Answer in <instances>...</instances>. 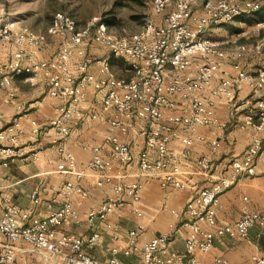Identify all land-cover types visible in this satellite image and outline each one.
I'll use <instances>...</instances> for the list:
<instances>
[{"label":"built area","instance_id":"2783aa9c","mask_svg":"<svg viewBox=\"0 0 264 264\" xmlns=\"http://www.w3.org/2000/svg\"><path fill=\"white\" fill-rule=\"evenodd\" d=\"M262 0H153L148 24L131 36L117 37L97 18L83 26L70 15L58 12L45 32H36L18 21L0 23V46L10 49L6 61H0V94L13 103L16 114L3 123L0 105V167H7L15 158L18 138L24 132L21 117L24 102H17L13 82L22 78L31 86L42 84L49 97L57 99L54 116L48 127L58 134L56 170L73 174L75 180L53 188L56 208L47 216H33V209H21L0 189V234L7 240L0 243V264H18L15 243L23 242L34 255L30 264H100L92 252L102 245L95 224L105 223L112 215L126 210L137 218L144 217L140 208L143 182L113 183L115 162L122 170L135 166L140 176L155 175L162 189L183 190L186 183L178 176L182 162L191 158L195 143H205L211 155L219 151L221 124L215 109L225 101L232 105L239 90L246 86L256 97L254 111L244 125L254 132H264V42L255 47L236 44L226 49L213 41L210 32L235 21L239 16L257 12ZM200 6V11L198 10ZM48 38H59L54 55L39 59L34 51L42 48ZM92 47L102 48L107 56L96 58ZM256 55L259 62L249 71L242 60ZM121 60L130 75L118 77L109 58ZM195 71L193 73V69ZM89 88L100 96L99 101L84 109ZM103 118L109 134L104 144L90 151L87 169L97 175L95 186L111 185L110 192L85 213L91 232L87 236L63 232L66 226H78L80 209L90 198L80 180L84 171H76L75 155L64 140L74 124ZM31 132L39 135L42 124L30 121ZM201 129L215 131L206 137ZM131 136H139L142 148L136 152ZM179 140L177 153L170 144ZM7 142L6 144H3ZM106 149V150H105ZM264 151V140L254 137L240 158L230 163L229 171L206 187L199 189L182 210L167 208L181 220L184 250L171 248L173 234H161L141 244L142 226L126 233L125 243L110 248L106 264H202L199 254L210 252L216 239L245 238L249 231L264 228V212L243 207L231 224L219 225L217 211L220 196L241 178L255 175V162ZM107 152V153H105ZM194 160L197 169L206 174L212 168V157ZM39 187L31 193V201H40ZM246 201V198H244ZM111 237L119 239V225L112 227ZM132 257L136 262L128 261ZM252 264H264V254H254ZM209 264H231L217 256Z\"/></svg>","mask_w":264,"mask_h":264},{"label":"crops","instance_id":"0c3cea01","mask_svg":"<svg viewBox=\"0 0 264 264\" xmlns=\"http://www.w3.org/2000/svg\"><path fill=\"white\" fill-rule=\"evenodd\" d=\"M59 42V38H48L46 44L34 53L39 59H49L54 55ZM10 49L12 48L0 46L1 62L6 61ZM90 53L101 59L107 56L106 51L102 48L92 47ZM116 62L123 64L119 71L124 72L126 75L121 77H128L130 73L125 69L124 63L111 57L109 58V64L113 72L116 74L113 68V64ZM258 62L259 57L256 55L253 59L245 57L242 60L243 65L249 71H254ZM192 69L194 73L195 68ZM116 76L118 75L116 74ZM13 88L17 94L16 101L24 102L26 107L21 117L24 132L18 138L15 146V158H12L7 167H0V189L12 203L18 205L21 209L30 210L32 208L33 216L45 217L57 205L53 188L61 186L66 181L76 179L73 174L60 173L56 170V147L59 137L55 130L46 126L47 122L54 116V108L59 104V101L49 97L50 95L47 94L44 85L31 86L22 78L14 80ZM99 98L100 96L89 88L86 102L82 104V107L89 109L94 104L96 105ZM255 100L256 97L253 93L246 86H243L237 93L235 102L232 105L225 101L217 103L216 115L220 123L225 124L222 131H217L218 134H221L219 151L211 155L207 144L195 143L193 145L191 158L182 162V173L178 176V179L187 185L183 190H164L160 187L159 179L155 175L140 176L135 166L122 170L115 162L112 172L113 183L121 179L120 175L123 176V182H133L138 179L143 182L140 208L144 217L142 219L137 218L124 210L121 216L112 215L107 222H97L95 224L94 229L101 234L102 245L92 252V256L100 264H106L110 248L124 244L126 233L137 225L143 228L140 236L141 244L162 233L170 234L174 228L180 227L181 220L172 216L167 208L177 211L182 210L185 203L199 189L211 185L213 181L225 175L231 169V161L241 157L254 137L264 140V132L256 133L244 125L245 117L251 115L254 111ZM0 105L3 123L7 124L16 114L14 105L4 100L3 94H0ZM31 120L44 125L39 135L32 134ZM200 133L206 137L216 135L215 131L208 132L205 129H201ZM108 134L109 130L103 118L96 121L85 120L74 124L70 135L64 140L65 147L75 155L76 171H84L85 173L80 182L83 188L90 192V198L80 209L81 223L78 226H66L59 233L72 231L87 236L91 232L85 221V213L89 208L96 206L110 192L111 185H105L101 188L96 187L97 175L87 169V164L90 159L91 148L103 145ZM130 139L133 140L135 151L138 152L142 148L141 138L131 136ZM170 146L177 154L181 149L179 140H173ZM210 155L212 157V168L210 172L204 174L195 167L194 160L201 156ZM255 164L254 176L241 178L232 188L220 196L216 218L219 225L233 223L240 216L243 207L264 212V151H261L258 155ZM35 187L40 188V201L38 204L33 205L31 193ZM244 198H246V201ZM115 224L120 227L117 241L111 237L112 227ZM172 238L171 248L177 252H182L184 250L182 230L178 228ZM6 242L7 240L0 234V243ZM14 246L17 247L18 264H30L34 259V255L26 251L28 245L18 242ZM254 254H264V228H252L247 237L243 239L230 238V236L216 239L210 252L198 256L202 264H209L217 256L225 257L231 264H252L251 257ZM137 260L135 257L128 259L131 262Z\"/></svg>","mask_w":264,"mask_h":264},{"label":"rangeland","instance_id":"374dc122","mask_svg":"<svg viewBox=\"0 0 264 264\" xmlns=\"http://www.w3.org/2000/svg\"><path fill=\"white\" fill-rule=\"evenodd\" d=\"M246 1L235 0L238 4ZM115 3L118 5L114 6ZM152 3L153 0H0V23L18 21L36 32H45L54 15L64 12L79 26L93 18L113 20L109 30L117 37H125L140 32L148 24L153 14ZM261 7L264 9V0ZM256 17L257 13L215 28L210 37L224 48H231L233 41L253 48L264 42V35H261L264 22L258 23ZM252 54L246 58L253 59L255 55ZM122 66L121 62L113 64L119 77L126 75L119 71Z\"/></svg>","mask_w":264,"mask_h":264},{"label":"trees","instance_id":"16d2710c","mask_svg":"<svg viewBox=\"0 0 264 264\" xmlns=\"http://www.w3.org/2000/svg\"><path fill=\"white\" fill-rule=\"evenodd\" d=\"M117 5H118L117 3L114 4V6H117ZM255 13H257V17H256L257 22L258 23L264 22V9H262V7H261L257 12H254L253 14H255ZM245 17H247V16H239L236 19L239 20V19H243ZM102 22L107 26V28H110L113 26V20H104ZM261 35H264V33H261Z\"/></svg>","mask_w":264,"mask_h":264}]
</instances>
